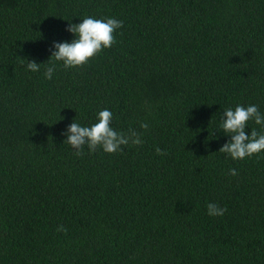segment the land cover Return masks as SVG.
I'll use <instances>...</instances> for the list:
<instances>
[{
  "label": "trees",
  "instance_id": "obj_1",
  "mask_svg": "<svg viewBox=\"0 0 264 264\" xmlns=\"http://www.w3.org/2000/svg\"><path fill=\"white\" fill-rule=\"evenodd\" d=\"M88 16L116 43L47 63ZM238 105L264 113V0H0V264H264V152L220 153ZM104 109L142 145L76 156L64 133Z\"/></svg>",
  "mask_w": 264,
  "mask_h": 264
},
{
  "label": "clouds",
  "instance_id": "obj_2",
  "mask_svg": "<svg viewBox=\"0 0 264 264\" xmlns=\"http://www.w3.org/2000/svg\"><path fill=\"white\" fill-rule=\"evenodd\" d=\"M121 28L123 21L115 18L96 19L88 16L83 18L80 24L70 23L66 30L76 38L71 43H55L56 50L52 52L47 63L53 60L62 62L66 70L82 67L104 49H110L116 43L115 33ZM40 66L41 64L35 61L27 60V70L31 72H39ZM55 70V64L47 67L45 78L51 80ZM112 119L113 113L104 109L98 113V122L91 126H82L75 120L64 133L67 136L64 143L70 145L78 157L84 154L85 147L93 153L99 148L105 153L115 154L125 146L142 145L141 133L133 129H129L127 133L117 132L111 127ZM250 121L264 127V113H261L256 105H238L234 110L227 108L223 111L221 129L231 139L221 147L220 153L227 154L233 160H244L264 152V133L252 129L250 136L246 134L245 129ZM140 128L147 131L149 125L141 123ZM155 151L157 155H165L159 147ZM228 174L238 175L235 169H230ZM206 207L208 215L212 217H222L227 211L226 208L211 202ZM57 231L67 233V229L62 225Z\"/></svg>",
  "mask_w": 264,
  "mask_h": 264
}]
</instances>
